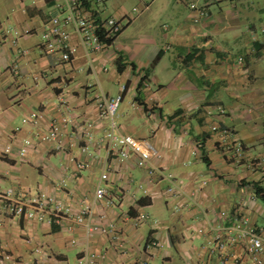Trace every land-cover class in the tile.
Here are the masks:
<instances>
[{"label": "crops", "instance_id": "0c3cea01", "mask_svg": "<svg viewBox=\"0 0 264 264\" xmlns=\"http://www.w3.org/2000/svg\"><path fill=\"white\" fill-rule=\"evenodd\" d=\"M62 7L0 0V191L43 193L65 209L39 222L0 207V264H251L246 240L222 249L217 240H229L240 216L264 233L255 193H264V0H104L98 17L123 20L122 31L88 54L70 26L78 48L65 63L41 46L45 22ZM119 93L116 131L149 141L147 167L135 156L117 159L99 140L109 123L97 99ZM66 108L80 124L93 123L97 150H79L78 132L61 120ZM31 113L41 114L39 130L59 121L61 135L21 158L20 140L35 129L22 119ZM211 125L241 142V163ZM99 186L114 204L95 198ZM84 208L92 231L77 221Z\"/></svg>", "mask_w": 264, "mask_h": 264}, {"label": "built area", "instance_id": "2783aa9c", "mask_svg": "<svg viewBox=\"0 0 264 264\" xmlns=\"http://www.w3.org/2000/svg\"><path fill=\"white\" fill-rule=\"evenodd\" d=\"M49 1V0H42ZM64 8L62 13L52 16L41 31V46L47 54H57L59 62H69L75 55L78 46L70 43V26L75 28L79 36L80 44L86 49L88 54L99 53L105 47L109 46L122 31L125 23L123 20L115 17L99 18L97 8L104 0H91L88 5L87 0H63ZM194 7L193 5H191ZM205 15L199 12L198 16ZM197 20V19H195ZM109 40V43H107ZM20 53H26V50H19ZM243 58L238 57V62L242 63ZM123 90V89H122ZM122 101V93L115 96L102 95L97 99L98 116L102 120H107L109 129L105 130L99 140L103 141L104 149L114 155L119 160H126L132 156L136 157V164L140 167H147L150 157L155 153L148 140L136 139L129 134H120L116 130L114 123V115ZM65 109L67 115L69 114ZM41 119L40 113H31L22 119L23 124H31L35 129L33 135L23 137L20 140L18 154L21 158H26L29 150L35 145L57 141L61 135V126L59 121L52 120L47 129L39 130L37 124ZM62 122L69 127L76 129L79 134L80 145L79 150L82 153H91L97 149L95 145L94 130L92 122L79 123L70 115L62 116ZM211 131L218 132L226 152L230 153V159L235 163H241L245 158L243 145L238 140L229 141L231 132L228 129H220L217 125L210 126ZM21 128L19 126L12 130V139L16 138ZM228 140V141H227ZM14 142V141H13ZM12 143L5 145L3 152L11 151ZM85 164H78L79 168H83ZM152 171L149 170V173ZM168 177H171L168 175ZM101 179H106V174H101ZM167 191L171 195L177 194V186L168 187ZM95 198L104 200L107 204H114L112 195L105 190L103 186H99L95 190ZM0 207L4 214L8 217L24 216L27 219H35L39 222L50 221L59 213L65 211L61 201L38 193L32 198H28L24 192L6 187L0 191ZM88 212L84 208L77 217L80 223H86L85 214ZM3 218L0 217V225ZM88 231L96 229V227L86 223ZM230 237L228 241L217 240L218 248L222 249L227 245L236 242L238 239L246 240V248L251 264H264V233L257 228L249 225L248 218L240 216L234 219L228 227ZM109 231V230H108ZM117 236L114 234L113 239ZM91 259V258H90Z\"/></svg>", "mask_w": 264, "mask_h": 264}, {"label": "trees", "instance_id": "16d2710c", "mask_svg": "<svg viewBox=\"0 0 264 264\" xmlns=\"http://www.w3.org/2000/svg\"><path fill=\"white\" fill-rule=\"evenodd\" d=\"M107 43H109V40H107ZM119 68H120V64H119ZM255 193H256V195L259 196V198L261 200L264 201V193L262 192V190H260L259 188H255ZM144 202H149V200H147V199H140L138 201V204H143Z\"/></svg>", "mask_w": 264, "mask_h": 264}]
</instances>
